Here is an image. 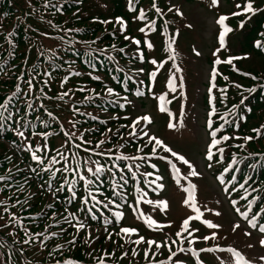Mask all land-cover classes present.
Returning <instances> with one entry per match:
<instances>
[{"label":"snow or ice","instance_id":"6c2138e0","mask_svg":"<svg viewBox=\"0 0 264 264\" xmlns=\"http://www.w3.org/2000/svg\"><path fill=\"white\" fill-rule=\"evenodd\" d=\"M220 0H210V3L213 7H217L219 5ZM48 4H45V7H47ZM237 8H240L241 5L237 4L236 5ZM150 8L155 10V13L158 14L160 17L164 16V12L163 10L157 5L156 0H152L151 4H150ZM59 11V9H57ZM128 10L129 11H135V8L133 7V0H128ZM168 12H173L175 11L176 15H182V12H180L179 9H174L173 7H169L167 9ZM256 11V9L253 8L252 5V0H247V3L245 4L244 8H243V13H254ZM242 12H233L231 15L233 16H237V15H241ZM147 14L145 12V10L143 8H141L138 12V14L134 17V19L136 20H146ZM228 19L227 16L221 15L219 16V18L216 20V23L218 25L221 26V31L219 33V44L221 47L224 46V37L226 35L227 32L231 31L230 28H227L225 26V20ZM111 21L105 20V21H101V23H110ZM116 22L118 24L121 25V29L125 30L126 29V22L123 20L122 17H116ZM150 23L146 24L144 27L139 28V32L143 33L145 35H147L145 33V27H150ZM188 27H191V25H188ZM125 40H129L130 37L125 36L124 37ZM132 42L137 45L140 46L142 43L143 45L149 50L152 51L154 49V44L150 41V40H145V41H141V40H136V39H132ZM93 43H95V41H93ZM257 46L260 47L261 45L259 44V42H257ZM121 51H123V49H121ZM219 51V49H217V52ZM200 53L197 52L196 55H199ZM142 55V54H141ZM214 57L216 56V53H213ZM246 58V57H244ZM169 59L174 60L175 59V55H174V49L171 48V43L169 44ZM235 59H241V57H231L226 61H223L224 63H228L231 64L232 60ZM150 63L152 64H156L157 60L156 59H152L150 61ZM221 63V61L219 59L214 60V64H219ZM210 86L206 89V91L211 94L213 91V88L215 87V83L214 80L216 78V76L218 75L217 73V69L215 67H212L210 69ZM76 75H80V73H76ZM244 75H249L248 73H244ZM152 77H155V73H152ZM253 79H255V77H252ZM94 79H99V77H94ZM179 79L180 83H183V78H176L175 76L169 77L168 78V86L171 89V91H175L176 90V84L174 83L175 80ZM225 79H227V77H225ZM67 78H65V83H66ZM47 83V82H45ZM237 88L240 87V85H235ZM33 87V83H32V79H29L28 81V88H29V93H31V89ZM21 91L20 86L17 85L16 86V92H14L12 94V96H9L7 98V101L4 103H0V120H3L5 122L8 121H12L15 124L19 125L18 128L15 129V134L17 137L21 138L22 141L27 140V136L24 130H22L24 128V124H21L20 120H16L15 117L16 115H18V110L17 112H12L9 109V104H11L13 102V98L17 95V93H19ZM77 91H91V90H87L84 88L81 89H77ZM222 92L224 91L223 89L221 90ZM249 92L254 91L253 89H249ZM106 92L108 94V96H112L114 94V91L112 88H107ZM70 93L68 91H65L62 93L61 95V99L63 97H67L69 96ZM96 96L98 97L99 94L97 93ZM86 100H92L95 99V97H85ZM125 103H130L127 100V97H123ZM158 99L160 100V105H159V111L160 112H165L167 111L166 108L164 107V103L166 102L165 100V96L161 95L160 97H158ZM244 101L241 100V103H243ZM209 103L211 104V96L209 98ZM32 105L29 103L28 104V108H31ZM42 107V105H41ZM121 108L124 107V104L120 105ZM235 107V105L233 106ZM74 111L79 112V109H74ZM4 113H7V115H4ZM50 116L52 115V113H48ZM81 115H91L90 113H81ZM170 119L167 123V127L169 129H175L177 127V124L174 123L172 121V114L169 112L168 113ZM182 115V114H181ZM215 115V108L214 106L210 109V111L206 112V128H207V132L206 135H208L210 137V141L206 142V147H205V159L207 161H209L208 163V167L211 168V161L214 159V154L212 149L216 148L217 151L223 153L224 149L223 148H219L218 146L221 143V140L227 141L230 137L226 136V135H222L219 139L217 138V131L218 129H216L213 125V120L212 117ZM23 119V117L21 118V120ZM93 119H95V117H93ZM127 119V117L125 118ZM27 123V122H26ZM43 123V121H42ZM70 123L72 124V128H75L76 125L74 122L70 121ZM146 123L148 125H151L153 123V119L151 116L149 115H140L135 117L134 119L131 120V122L127 125V127L130 129V131L128 132V136L136 139L138 141L141 142V144H143V147L138 148L139 152H144L145 149H148V152L150 153L151 156L154 157H158V160H166L167 161V166H169L173 171H175L177 173V176H180V169L177 168V164L173 163V158L178 161L182 166L186 165L187 166V175L183 176L182 179L187 181V186L183 187V191H185L187 193L186 197L182 200V206L184 207H190L194 213H196L195 216L189 215L186 218H183L181 223L178 226V230L175 231L173 233L174 235V239H169V238H164L162 240H157L155 238H147L145 235H140L139 231L137 228L135 227H128V226H123L119 229L118 232L115 233V235L121 239H124L125 237H127L128 239L125 240V243L129 244V245H136V246H141V245H145L146 247L143 249L144 252V258L146 260H149V264H164V261H159V262H155L154 259L150 260L149 258L152 257L154 258L157 255V252L160 251L161 249H167L169 255L167 257V260L169 262H171V264H188V262L185 259V255L190 252L191 255L193 257L196 258V264H205V261L203 259H201L200 254L201 253H213L214 251H220L221 253L224 252V249L219 248V245H216L215 247H200L199 249H196L194 247H192L198 240H203L204 242H209L212 240H218L219 236H218V232L215 231L219 228H221L222 226L219 224H216L214 222H212L211 220L208 219H202L203 213L200 211V209L197 207L196 204V200L197 197L195 195L196 190H197V186L192 183L191 180L188 179V177H198L201 174L199 173V171L197 170L195 164L190 161L189 159H187L185 157V155L178 153L177 151H174L169 145H167L162 139L158 138L157 136L151 134L149 129H145L143 127V124ZM179 126L182 128L184 127V122L181 119L179 121ZM108 131H111V129H109ZM259 132V130H254ZM33 135H39L38 133H33ZM45 137L48 135V133H44ZM65 137L67 138L65 140V144L62 145V147H64L69 140H71L73 137L77 140L80 141V143H76L74 146L77 149H80L83 147V151L85 153H92L96 156H108L109 159L111 160L112 155H115V160L118 161H122V162H126V161H131L132 164H128V163H124L123 167H120L119 165L115 164V162L112 163V167L110 168H106L104 165H101L99 163L98 160H93L91 158V156H89V158L87 160H84L83 162H81L75 154H73L71 157H68L67 155H65L64 152H61L59 150H57L56 155L54 156H50L47 160V163L45 164L44 162V157L41 155H37V151H40L43 148L47 147V144L44 143L41 146V149H37L36 151H33L31 149L30 145H25L26 150L31 152V159L33 161H36L37 164L40 166V171L38 172L37 169L35 167H31L30 166V170L31 172L35 173L37 176L40 175V172H44L48 174V181H46L43 185H41V187H47V189L49 191H51L52 189V181H54L55 177L57 176V174H61V178L63 180V183H61L56 189L55 192L59 193L61 191L65 190V187L67 186V190L69 192L72 193L71 196V200H74L77 198V192L75 189V185L77 182H83V185L85 187V190L87 191V198H82V204L84 205V207H82L80 209V211H85V209H87V213H93V208H96L98 205H102L104 209H108L109 211H111V205L116 204V201L114 199H110L106 196H104V192L102 191L103 188V184H104V180L103 177L105 175L108 176V181H109V186L112 189V196L114 197H120L121 199H124L125 197V189L126 186L129 183V179H128V174L131 175V178L133 180H135V178L137 177V173L139 171V169L141 168L143 163L147 162V158L144 155H123V154H119L116 155L115 153H112L111 150H105V151H101V145L107 143V140H101L98 143H96L91 149H89L87 147V145L89 143H91L90 141L84 140V136L83 134H81L80 136H75L74 132H65L64 133ZM121 139H123V137H121ZM244 139L246 140H251L252 137H244ZM120 147H123V145H121ZM159 152H163L165 155H159ZM61 161H63V163L61 164ZM72 161H75V167L73 168L71 166ZM57 164H60L61 166L59 168L56 167ZM133 166L135 167V169L137 171H133ZM152 168L156 167V163H152L151 164ZM114 169H116L114 171ZM19 171V169H18ZM227 171V169H226ZM65 173H71L72 174V180L69 181V177L67 175H64ZM119 175V181H115V177ZM140 175L144 176L145 179H147V177L152 176L153 173L152 172H146V173H141ZM10 179V177H5V176H0V181H5ZM163 177L162 176H157L156 180H162ZM219 183L221 185L225 184V181L222 177H217L216 178ZM233 179H235V177H233ZM152 183H155V181H150L149 185H151ZM177 184H179V180H177ZM156 189H163L164 188V184L163 183H157L155 185ZM239 188L241 189H245V185L244 184H240ZM155 190V189H154ZM137 191H140V189H137ZM224 192H228L229 189H227L226 187L223 189ZM232 191H236L235 186L232 188ZM245 192H247V189H245ZM99 194V196L97 195ZM147 196V192H144L143 196L140 198L141 200H143L145 197ZM102 197V198H101ZM246 197H242V199H244ZM256 199L255 197L252 198V200L248 201V207L249 209H251L252 206V202L253 200ZM92 203V207L91 208H87V205L89 203ZM139 200H134V204H139ZM148 204H154V206L156 208H158L160 211H163L165 213H167V211L170 208V205L168 203L167 200H158V201H152V200H147L146 201ZM219 202V201H218ZM17 204L20 203L19 200H17L16 202ZM232 208L235 210L236 213L239 214L240 217L244 218L247 221L248 224V229L246 231L243 232V235L246 237H251L252 236V231L251 229H256L258 227V223H253L254 220H256V218L259 216L261 217V219H264V209H261L260 212H253L252 215V219L249 220L247 217V213L245 212H241L240 209L236 206L237 202L235 200H231L230 201ZM4 204L3 201H0V205ZM120 205H117V207H119ZM129 208H132L133 205H128ZM4 212H8V208L4 207L3 208ZM65 211L67 212V215L64 217L65 223H68L71 227H73L76 231V233H79L81 230H88L89 229V225L86 221H80L76 218L75 213H71L68 212L67 209H65ZM207 211H209L210 213H212L211 209H207ZM213 215L219 217L222 215V213L220 211H216L214 213H212ZM114 216L116 217L117 221L121 220L123 218V213L122 212H115ZM18 218L15 217L14 215L9 217L10 221H16ZM76 220L77 222L75 224L72 223V220ZM91 219L93 220H97L98 216L96 214H92L91 215ZM195 220H201L202 224L204 226H206L208 229L213 230L211 231V233L209 235H204L202 237H199L197 235H195V233L199 232V228L197 227H193L192 226V222ZM111 223V221L107 218L104 219V224L107 225ZM7 226V225H5ZM147 227L156 231H162L164 228H170L172 227L171 223L168 224H160L157 223L156 220L154 219H148L147 220ZM240 228V223H234L232 225V232L235 233L237 231V229ZM61 231H66L65 229H61ZM104 231L107 233V239L112 240V236L113 233L107 232V228L104 229ZM258 232L260 234V237L257 241V244L259 245V247L261 249H264V224H259L258 227ZM15 234V233H13ZM121 234H123V236H121ZM57 233H49L48 235H45L43 237V239L40 241L41 244L44 243L45 240L49 239V236H56ZM25 236L27 237L24 240L25 244L31 243L33 241V236L28 234L27 229H25ZM35 237L39 238L40 234L36 233ZM134 237V238H133ZM98 239V237L96 238ZM75 236L72 240L68 241L69 244H75ZM93 242V238L91 236V232L88 231L87 236L85 237V243H89L91 244ZM187 244V249L182 246V244ZM120 247H123V245H118ZM256 245L249 243L247 245V247L249 249L254 248ZM58 248H60L61 246H57ZM175 249V250H174ZM228 252L230 253H235V262L236 264H264V253L259 254L254 260L253 259H247L245 258L244 255L241 254V252L237 251L235 248H228L227 249ZM132 254L136 255V249L133 248L132 249ZM184 254V255H182ZM128 253L127 251H125L122 256L121 259L124 256H127ZM226 264L225 260L220 259L219 256L215 257V260L213 261V264ZM57 264H59V262H57ZM65 264H76V262L74 261H66ZM99 264H104V260L100 259ZM227 264H232V260L229 259Z\"/></svg>","mask_w":264,"mask_h":264},{"label":"rangeland","instance_id":"374dc122","mask_svg":"<svg viewBox=\"0 0 264 264\" xmlns=\"http://www.w3.org/2000/svg\"><path fill=\"white\" fill-rule=\"evenodd\" d=\"M182 10L188 15V20L191 22V24L194 26L195 30L198 33V38L195 40V45L197 46V50L200 51V56L198 55H190V59H188V63L191 64V68L186 72L187 79L189 81H196L199 86V93L200 95L203 93L205 89V83L208 78V74L210 71V63L208 61V54L211 50L212 45L215 43V36H216V29L217 24L215 23V14L213 12H210L204 8L196 7L194 5H182ZM234 47V45H232ZM243 65L246 66V69H250L251 67L249 64H252V58L249 57L246 60H243ZM257 66V65H253ZM256 67L255 70H257ZM180 69H182V73L184 74V69L182 66H180ZM162 70H164L169 77L175 76L176 78V69L174 67V64L170 61L166 65L162 67ZM249 71V70H248ZM185 75V74H184ZM261 75V74H260ZM174 83L176 86L179 84V80H175ZM199 93L197 92H186L181 94V99L183 101L190 99L191 97H198ZM134 114H143L145 111L151 112L155 117L157 116L156 113L153 110L152 104H148L147 106H144L140 101L135 100L134 103ZM206 107H202L201 102L198 101L194 108H193V117L189 119V117L186 116V118H183L181 115V112L178 110V106L176 102H173L170 104V113L172 114V121L177 124V127L175 129H169L167 127V123L170 119L169 115L166 114V116H161L162 123L156 118V122L154 125L149 126L148 124L145 126V129H149L152 132H155L157 134H160L164 136V138L167 140V143L170 145V147L179 153L178 150L183 152L184 154L188 155L189 160L192 161L199 173L201 174L198 176V189L201 188V201H208L211 202L213 207V210L223 211V216L216 218L215 215H213L214 223L215 218L216 222L221 225L222 227V234L225 235H232L234 236L235 242L238 243V245L244 247L248 252H250L253 256H257L259 254L264 253L256 244V233L252 231V236L246 237L243 235V232L246 231L248 228L245 224L240 223L241 228L237 229L235 233L232 232L231 228L234 223H238V220L236 219L235 215L231 211L229 204L227 202L226 196L222 195L216 180L211 174V170L206 168V163L204 160V152L206 147V142H208V138L206 135L205 130V117H206ZM158 117V116H157ZM183 120L184 127L179 126V121ZM195 134V135H194ZM58 137H61V135H58ZM195 139V142H194ZM194 142V144H193ZM192 145V148H191ZM78 152V151H76ZM186 152V153H185ZM173 161L180 165L178 161H176L173 158ZM184 167H187L184 165ZM187 175V170L181 169L180 171V177ZM189 180L193 181V177H188ZM177 180H179L177 177L172 176L171 182L173 184H177ZM184 180V179H183ZM186 181V180H185ZM184 181H182L183 184ZM187 182V181H186ZM179 183L181 181L179 180ZM185 184V183H184ZM223 192V191H222ZM171 188L169 187L167 189V193L164 195L166 199H169L170 202V208L168 210V218L166 221H170V223L175 226L178 225L179 221L183 216H185V212L183 211L182 206L180 203L171 198ZM176 197H179L176 195ZM162 200V199H161ZM183 198H181V201ZM219 201V202H218ZM226 215V219L224 218ZM199 228V232L197 233V236L202 237L204 235H209V230H204ZM249 243H252L256 245L254 248L249 249L247 245ZM197 245H200L201 247H204L206 244L201 239L198 240L196 243Z\"/></svg>","mask_w":264,"mask_h":264},{"label":"trees","instance_id":"16d2710c","mask_svg":"<svg viewBox=\"0 0 264 264\" xmlns=\"http://www.w3.org/2000/svg\"><path fill=\"white\" fill-rule=\"evenodd\" d=\"M27 0H0V43L7 44V47L11 49L10 46V40L17 41L18 48L15 50V55L18 60L23 59L29 50H31L32 53L35 52L37 49V40L34 36L27 33L25 31V28L29 26V23L24 22V18L31 17V15L28 13L27 9L30 8L28 5H26ZM68 4L65 6V9L69 15L73 14L75 15L73 20H69L70 24L73 25H79L81 28L76 27V29H73V36H80L81 34H93L97 30H100V26L97 24H89L85 14H83V8L85 7H78L76 6V3L72 0H66ZM78 1V0H77ZM113 5L115 6L116 13L118 14H124V0H111ZM231 4L235 5L236 1H243V0H228ZM79 2V1H78ZM262 0H260L261 4ZM39 6V5H38ZM79 11V13L82 11L81 15L76 16V12ZM43 11H50L52 10L51 7L48 6L45 7V5L40 9ZM34 16H37L36 10H33ZM20 13V15L18 14ZM76 17L78 20L76 21ZM32 21L35 19L30 18ZM62 19H64L62 17ZM264 19V15L256 16L252 18V20L249 22V24L246 26V28L242 31L244 33V40L243 42V50L247 53H253L258 58V65L259 68L257 70V74L262 77H264V55L260 51H256L252 45V40L254 37L257 36L258 31L264 29L262 27V20ZM15 28V32H12V29ZM26 36V38H24ZM70 53L75 50V53L77 54L78 60L81 59V53L82 50L77 48L76 46L70 47L69 49ZM64 57L69 60L70 63H72V60L75 61L73 55H69L67 52L61 51L56 56L50 57V62H53L58 65H62L64 61ZM6 55H2L1 59H5ZM12 58V57H11ZM45 65H48L47 62L44 63ZM51 71L53 68L51 67ZM244 77L241 76V79ZM17 82V81H16ZM244 84H249V82H246V78H244V81H242ZM12 83V81H11ZM8 82V85L11 84ZM4 86H8L6 83L3 84ZM236 94V93H235ZM253 106L254 114L261 112V110L264 109V94L262 95V92H260L255 97V102ZM261 121H264V113L261 116ZM253 126H257L255 123L252 124ZM264 149V145H263Z\"/></svg>","mask_w":264,"mask_h":264}]
</instances>
